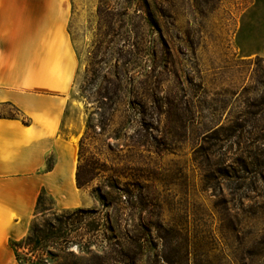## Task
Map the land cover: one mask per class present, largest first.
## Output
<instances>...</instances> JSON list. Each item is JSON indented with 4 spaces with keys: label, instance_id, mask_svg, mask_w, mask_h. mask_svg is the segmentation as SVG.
<instances>
[{
    "label": "rangeland",
    "instance_id": "1",
    "mask_svg": "<svg viewBox=\"0 0 264 264\" xmlns=\"http://www.w3.org/2000/svg\"><path fill=\"white\" fill-rule=\"evenodd\" d=\"M65 38L96 214L43 194L18 264H264V0H69Z\"/></svg>",
    "mask_w": 264,
    "mask_h": 264
},
{
    "label": "crops",
    "instance_id": "2",
    "mask_svg": "<svg viewBox=\"0 0 264 264\" xmlns=\"http://www.w3.org/2000/svg\"><path fill=\"white\" fill-rule=\"evenodd\" d=\"M68 7L69 0H0V264H18L10 243L26 234L39 196L62 210L83 201L79 133L66 116L76 70Z\"/></svg>",
    "mask_w": 264,
    "mask_h": 264
},
{
    "label": "trees",
    "instance_id": "3",
    "mask_svg": "<svg viewBox=\"0 0 264 264\" xmlns=\"http://www.w3.org/2000/svg\"><path fill=\"white\" fill-rule=\"evenodd\" d=\"M79 177H78V166H76V172H75V181H76V185H77V187L78 188H80L81 187V184L79 183V179H78ZM40 197L41 196H39V199H40ZM39 199H38V201H39ZM37 204H38V202H37ZM94 214H96L95 213V211H93V210H86V209H80V208H77V209H72V210H67L66 211V213H65V217H67L68 219H70V217L71 216H80V218L81 217H84V216H89V217H91V216H93ZM72 221V220H71ZM73 222H75V221H73ZM76 222H77V220H76ZM71 225H72V223H71ZM99 227H100V224H99V222L98 221H96L95 220V218L93 219V221H92V223L91 224H89V228H90V231H92V232H94L93 233V238L96 240V232H98L99 231ZM110 232H113V229L112 228H109L108 229ZM103 240H107V236L103 233ZM36 239V242H40V240H42L41 238H37V237H35ZM127 238L129 239V240H131V237H129V236H127ZM132 241V240H131ZM63 242H65V240L63 241ZM101 242H102V240H101ZM11 244V246L13 247V248H15V246L13 245V243L11 242L10 243ZM88 245L87 246H89V244H90V242H88L87 243ZM14 250V249H13ZM14 253H15V250H14ZM96 258L98 259V263L97 264H101V262H102V258H99L97 255H96ZM128 259V258H127ZM126 259V260H127ZM16 260H17V258H16ZM18 261V260H17ZM127 264H130V262H128L127 261Z\"/></svg>",
    "mask_w": 264,
    "mask_h": 264
}]
</instances>
